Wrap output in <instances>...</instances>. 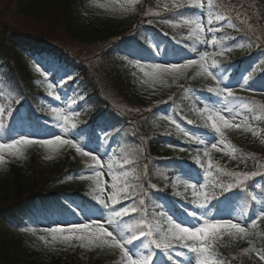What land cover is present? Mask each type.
I'll use <instances>...</instances> for the list:
<instances>
[{"label":"trees","instance_id":"16d2710c","mask_svg":"<svg viewBox=\"0 0 264 264\" xmlns=\"http://www.w3.org/2000/svg\"><path fill=\"white\" fill-rule=\"evenodd\" d=\"M112 3L113 0H16L15 8L17 12L26 17L46 21L56 26L61 35L74 43L82 46L99 45L98 52L103 56L107 51L109 56L104 57L115 66V68L111 66L103 71L105 80L108 82L107 86L127 107L131 108L130 117L122 114L109 103L103 90L96 85L91 74L84 67L83 62L85 61L80 60L79 56L71 50L60 46L52 31H38L37 34L22 33L13 38L19 44L10 48L18 62L17 66L14 63L10 65V62L8 64L4 60L5 56L2 52L4 50L1 46L2 40H0V62L5 67L1 72L0 86L20 103L23 101L24 104H29L32 111L39 112L41 108L37 104L41 102L36 95L43 96L45 93L41 89L38 73L33 71L29 63L21 62V57L26 54L23 49H30L33 53L49 50L71 62L72 66L83 76L81 90L78 93L79 110L77 112L80 115L74 117L77 124L90 125V129L95 126L106 129L110 139L117 142L113 150L115 157L122 159L132 153V158L136 161V171L140 173H143L147 166L145 188L151 192L154 189L148 188V184L156 185V188L161 189L156 193L159 200H162V195L164 196L171 190L168 182L172 173L180 171L181 166L193 167L192 163L186 164L185 159L192 156L191 154L197 148L193 147L187 151L176 150V142L185 141L187 137L176 129L174 124L162 118L164 115L158 113L156 104L172 100L179 110L178 113L186 121L191 120L197 123L200 105L193 97L192 91L203 89L204 86L198 77L191 74H186L175 81L167 77L165 83L146 84L143 83L146 78L139 68L114 59L120 55L114 51L112 45L117 43L126 46L125 37L134 29L132 24L142 18L146 0H136L135 5L129 10L130 15L125 23H115L116 19L120 18L121 10L118 8L113 11L111 8L98 7L99 4L111 5ZM176 16L177 12L171 11L163 18L169 20ZM230 16L240 31L230 28L222 31L220 36L229 37L226 43L234 41L231 37L240 36L244 39L243 43H251L254 46L250 31L233 14ZM156 34L161 35L160 32ZM142 35L143 33L137 30L134 38L137 39ZM136 41L143 43L142 40L137 39ZM260 49L264 50L263 47L256 45V50ZM190 51L192 49L188 47L185 52ZM219 58L224 59L229 56H219ZM253 76L259 77L258 80L264 78V76H259L257 71ZM35 97L38 99L37 103ZM36 106H38L37 111ZM247 112L244 114L248 115L252 121L262 117L263 120H260L261 123L256 128L257 130L262 129L260 136L264 137V114L253 111L252 105L248 106ZM131 121H137V125L131 126ZM159 123L164 126H160ZM234 147L237 150L234 153L235 158L225 157L217 160L212 157L213 165H219L227 171L251 173L255 170L257 162L264 159V152L258 147L251 150L243 149L235 144ZM25 154L26 159L22 165L5 161L2 166L6 173L0 181V213L12 219L20 226V229L28 228L25 223L26 219L34 220L37 214L43 213L51 221L54 220L55 212L58 213L60 220H66L72 215L71 211L59 200L60 193L67 194L75 202L81 201L93 205L89 187L83 185L74 187L67 182L77 172L78 166L74 162L67 163L63 160L44 166L36 157ZM155 160L160 161V165ZM128 170L131 171V168ZM165 176L167 179L164 178ZM223 179L225 182L229 180L228 177H223ZM164 189L167 190L163 191ZM8 193L12 196L17 194L16 198L6 202L5 197L9 195ZM146 204L149 208L147 216L152 219L154 210L159 212L160 209L156 207V201L152 197L146 200ZM256 213H258V207L254 205L246 215V221L251 222V218ZM21 232L20 234L14 233L8 223L0 221V264H119L117 260L104 255L108 249L106 247L83 249L76 244L67 246L52 243L50 237H47L49 242L45 243L39 239L40 236L46 235L45 233ZM216 245V251L227 261V264H263L256 253H264V230L253 228L243 241H236V238L225 235L216 242ZM244 249H250V251L244 252Z\"/></svg>","mask_w":264,"mask_h":264},{"label":"snow or ice","instance_id":"6c2138e0","mask_svg":"<svg viewBox=\"0 0 264 264\" xmlns=\"http://www.w3.org/2000/svg\"><path fill=\"white\" fill-rule=\"evenodd\" d=\"M135 3L136 0H124L123 3L120 0H113L111 5L99 4L98 7L111 8L113 11L117 8L128 11ZM164 7L169 8L167 4ZM185 7L199 10L192 18L182 20L183 26L189 29L188 38L194 42V45L211 47L213 51H201L198 58L182 57L179 61L164 60L162 62L151 60L143 64L141 63L144 59L142 55L137 56L136 53L129 52L128 55L133 59L128 63L140 69L146 78L143 83L146 84L165 83L167 77L175 81L177 78L186 76L189 69H193L197 76L216 82L215 87L207 88L208 93L215 94L216 99L211 102L205 101L204 107L198 110L205 127L214 130L216 134L214 139L190 134L170 114L162 117L170 124H174L185 137L202 146L203 156L195 159V164L202 172L181 166L183 175L177 176L172 181L175 196H183L187 200L190 190V204L193 207L189 209L184 206L183 212L176 216L171 213L167 205L157 204L156 207L160 211L154 210L152 219H149L147 212L144 211L146 199L151 198L148 189L145 188L147 166L144 172L140 173L136 171V161L132 158V153L122 159L109 155L112 149L108 143L110 137L106 129L78 128L73 117L79 116V112L70 110L71 105L68 109L53 106L51 107L52 119L44 121L43 132L39 131V121L35 126L29 125L27 128L21 124L19 128L6 129L4 137L0 138V165L5 163V154L17 158L23 157L25 149L33 145H39L49 153H58L65 146L74 149L80 157L91 161L88 165L90 174L81 173L77 178L92 182V198L103 211L97 209L92 215L84 214L82 219L78 220H52L42 229L46 235L39 237L41 241L48 243L47 237H50L52 243L74 246L73 242H78L79 247L83 249L106 247L118 251L121 264H169L170 261L173 264H227V261L216 251V242L225 234L230 238L249 235V226L243 219L247 208L245 206L241 210L240 216H233L232 211L228 210L231 208V196L235 195L233 189L241 188L247 191V182L252 177L264 175V172L248 174L227 171L219 165L214 166L210 155L213 150L221 151L218 145L230 147L225 139L226 129L243 127L245 132H251L253 136L259 134L247 123V117H243L239 124L234 123V120L241 116V110L248 105L236 103L243 98L235 96L233 87L224 83L225 76L220 62L216 59L218 56H223L225 52H231L235 46L226 44L229 39L227 35L218 37L216 33L225 26L237 31L240 29L233 23L230 15L215 14L214 0H207L206 4L204 0H173L171 5L172 9ZM205 11L207 33L211 35L210 39L205 35V22L201 19ZM240 15L237 12L236 19L251 29L252 25L247 19H240ZM214 22L217 25L215 27H213ZM238 46L244 47L243 44ZM192 51H196L195 46L192 47ZM158 54L159 46H157L156 55ZM36 71L41 72V68L37 67ZM45 71L52 74L54 82L63 81L65 77L71 79L70 75L55 65H51ZM243 79L245 83L240 85L241 88L247 86L249 77L246 76ZM47 89H53V83H48ZM49 94L51 95V92ZM55 99L60 101L61 96L56 95ZM197 99L199 100V97ZM12 102L17 105L20 103L15 99ZM72 103L74 104L75 101ZM5 111V107H0V129H5L2 120ZM7 112L9 116L13 115L11 106L7 108ZM188 123L192 121L189 120ZM236 151L234 147H231L228 154L233 155ZM102 156L108 157L106 168L111 177L110 184L105 183L103 179L105 165ZM48 158L51 159V155ZM129 168L131 171L128 170ZM223 177H228V182H225ZM164 178L167 179V176ZM180 184L183 185V193L176 191ZM108 188L111 191L107 193V199H105ZM148 188L155 189L156 186L149 183ZM251 199L255 201L257 196L252 195ZM124 201L128 203L125 204ZM213 201L215 204H212ZM172 203L175 204L174 201ZM260 203L261 207L256 219L251 220L252 228L256 227L257 220L264 219V199H261ZM117 205L121 206L117 208ZM211 208L216 209L215 215ZM126 217L128 219H125ZM21 231L35 233L36 228L28 227ZM249 251L250 249H244V252ZM174 256L183 257V260H174ZM261 259H264V253L261 254Z\"/></svg>","mask_w":264,"mask_h":264},{"label":"rangeland","instance_id":"374dc122","mask_svg":"<svg viewBox=\"0 0 264 264\" xmlns=\"http://www.w3.org/2000/svg\"><path fill=\"white\" fill-rule=\"evenodd\" d=\"M220 6H223L222 8L229 14H233L236 17L237 12H239L240 15V19H247L248 23L252 25V28L249 29L247 25H244L245 28L248 29V31H250L251 33V40L255 43V46H261L264 48V0H215ZM121 3L124 2V0H120ZM173 0H146L147 6L145 7V13L143 14L144 20H146V18H152V17H156L158 15L164 14L167 11H171V10H175L171 8ZM205 4L207 3V0H204ZM167 4L169 6L168 9H165L164 5ZM16 6V0H0V40H2V49L4 51H2L4 53L5 56V61L10 62V65H12L14 63L15 66L18 65V62L15 60L13 54V50L10 51V48L15 47L16 45H19L13 38H15L16 36H20L22 33H27V34H37L38 31H42V32H53V35L55 37V39L57 40L58 44L60 46H63L69 50H71L74 54L79 56V59L83 62L84 67L87 68V70L89 71V73L91 74L92 78L94 79L96 85L101 88V90H103V94L105 95L106 99H108L109 103L111 105H113L114 107H116L118 110H120L122 112V114L127 115L128 117H130V112H131V108L127 107L126 104H124L118 97L117 95H115L107 86V81L105 80V76L103 74V71L109 69L111 66L115 68L114 65L111 64L110 60L106 57H104L105 55L109 56V53H107V51L103 54H99V50H100V46L99 45H93V46H82L79 45L77 43H74L73 41H71L70 39L64 37L63 35L60 34L59 30L56 28V26H52V24L50 25L49 23H47L46 21H39L36 19H32L29 17H26L22 14H20L19 12H17V9L15 8ZM171 9V10H169ZM130 10V9H129ZM128 11H121L120 18L116 19L115 23H125L126 18L128 15H130ZM201 19L204 20L205 22V35L207 36V38H211V35L207 33V16L202 15ZM240 21V20H239ZM138 21H135L133 25H135V23H137ZM173 25H176L175 27ZM168 27L173 30V31H179L182 30L184 28L188 29L187 27L183 26L182 22H173L170 23L168 25ZM189 30V29H188ZM108 49V48H107ZM129 52H133L135 53V51L131 50ZM126 50L124 49H119V53L122 57H124V61L125 63H128L129 60L133 59L132 56H129ZM104 57V58H103ZM117 58V57H116ZM30 60L32 59L34 62V64L32 65V67L34 68V70L36 71L37 67L41 68V72H39V74L41 76H45V75H52L50 72H46L45 69H47L48 67H50L51 65H55L57 68L63 70V72H66L68 75L71 76V79H67V77H65V79L63 80V82H68L70 83V81L72 79H74L76 77V72H73L72 69L68 66H66L64 63L58 61V59L54 56V55H40V56H35L34 58H29ZM31 60V61H32ZM39 61V63H37ZM21 62L25 63V62H29L27 60V58H22L21 57ZM91 64H88V63ZM129 64V63H128ZM193 69H189L187 72H193ZM37 72V71H36ZM43 73V75L41 74ZM200 77V76H199ZM204 84L206 85H210L212 87L216 86V82L212 81L211 79H205L200 77ZM225 82V81H224ZM244 83V79L241 78L239 81H237L236 83H231L230 81H226V84H230L233 87V91L234 93L236 92H243L245 91V87L241 88L239 85ZM45 91L49 94L51 92V94L55 97L56 95H60L61 96V100L58 101V103L62 104V103H66L67 106L71 105L73 106V96L70 93L69 90H71L70 86L67 87H62L60 88L61 92H58L55 88L49 90L47 89V86H43ZM252 95L255 96H259V97H264L263 94L260 93H256V92H252L249 91ZM207 101V102H211L208 100L203 99V103ZM260 102V100H258ZM258 102V105L261 109H264V104H260ZM3 106L2 103H0V107ZM51 111V110H50ZM243 117H237L234 120V123H241V119ZM3 124L5 125V129H6V119L3 117ZM44 120L40 119V122H42ZM18 124L20 122H24L22 120H17ZM137 121H131L130 124L131 126L133 125V127H135L137 125L136 123ZM8 124V123H7ZM160 126H164L163 124L159 123ZM25 126V128H27L30 124H23ZM32 125V124H31ZM20 126H18L19 128ZM5 129H0V138H3L5 135ZM259 135V134H258ZM253 136L251 132H245L243 130V127L238 128V129H226L225 130V139L231 140L232 141V145L234 147L235 145L241 146L243 149H255V148H259L260 150L264 151V138L259 137V136ZM145 137V136H144ZM143 137V138H144ZM201 138H206V139H214L215 136H199ZM66 138H70V137H66ZM227 142V140H226ZM228 143V142H227ZM234 143V144H233ZM228 145L230 146L229 148H225L224 145H218L221 148V151H215L213 150L211 152L210 155H213L215 158H225L230 156L228 153L230 151L231 145L228 143ZM27 154L30 156H34L36 157V159H38L39 163L41 165L44 166H48L51 163H58L60 161H66L67 163H70V161L75 162L77 165H81V166H88L91 161L87 158L84 157H80L79 154H77L75 152L74 149H70L67 148L66 146L64 148H62L58 153H49L47 150L41 148L39 145H33L28 147L27 149ZM49 155H51V159H49ZM110 155V154H109ZM203 156V152L197 153L194 158H198V157H202ZM259 157V156H258ZM262 157V156H261ZM260 158V157H259ZM26 159V154H24L23 157H13V156H9L7 154H5V161H7L10 164H15V165H22L24 164ZM108 157L107 156H102V161L104 162V175H103V179L105 181V183L110 184V176L107 172V168H106V162H107ZM205 166H207V161H205ZM264 167V163L260 162L257 166V168H259L260 170ZM6 173V170L4 169V167L2 165H0V181L4 178ZM81 173L88 175L90 174V172L87 170L82 171ZM78 176H73L70 181H67L68 183H72L71 185L74 187L80 186V185H85V186H90L92 187V182L89 180H80L77 178ZM111 189L108 188L106 189V193H105V199H107V193L110 192ZM176 191H180V192H184V188L183 185L180 184L178 185ZM9 195H7V197H5V201L8 202L12 199L16 198V195H13L11 193H8ZM11 194V195H10ZM184 206H187L189 209H191L192 207L188 204H184ZM184 206H182L181 208V213L183 212V208ZM229 211H232L233 216H240L239 215V210L236 208V206H232L231 208L228 209ZM77 214H78V219H82V216L84 214L87 215H92V213H89L87 211H83V210H77ZM215 215V214H214ZM77 219V218H75ZM0 221H5L6 223H8L10 226H13V223L10 222L8 220V218L6 217V215L1 214L0 213ZM29 226H32L34 228H36V231L38 232H42V229L46 226L45 222L40 221L37 223H32V222H28ZM11 226V227H12ZM14 229H18L17 227L13 226ZM12 227V228H13ZM260 230L263 231L264 230V221L261 222L260 225ZM244 237H236V240L238 241H242ZM78 244V242H73ZM116 255H119L118 251H113L111 249H107L106 252V257H111L114 258ZM183 258V257H181Z\"/></svg>","mask_w":264,"mask_h":264}]
</instances>
